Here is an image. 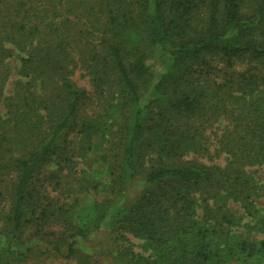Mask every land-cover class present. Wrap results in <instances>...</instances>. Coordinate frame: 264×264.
<instances>
[{"label": "trees", "instance_id": "obj_1", "mask_svg": "<svg viewBox=\"0 0 264 264\" xmlns=\"http://www.w3.org/2000/svg\"><path fill=\"white\" fill-rule=\"evenodd\" d=\"M222 121L226 163L188 158ZM253 166L264 0H0V264L32 239L92 264L78 242L102 227L118 263L264 264Z\"/></svg>", "mask_w": 264, "mask_h": 264}, {"label": "rangeland", "instance_id": "obj_2", "mask_svg": "<svg viewBox=\"0 0 264 264\" xmlns=\"http://www.w3.org/2000/svg\"><path fill=\"white\" fill-rule=\"evenodd\" d=\"M152 65V68L154 70L155 77H158L162 71H164V62L160 58H154L150 60L149 62ZM75 80L78 82L79 85L86 87L88 89L90 88V85L87 81V79L82 76V74L76 73L74 76ZM109 98L112 99L114 95L112 93L108 94ZM99 102H103V100H99ZM225 125V122H218L214 124L212 127H210L206 133V135L209 138V147H210V152L211 154L209 155H194L190 154L188 158H195L198 159L204 163L208 164H220L224 165L226 163V156L224 154H218L215 152V149L218 147L217 146V133L219 132V129H221ZM85 165H81V168H86V166H90L92 169L97 170V168L100 167V164L94 159L93 155L90 154L86 159H85ZM87 166V167H88ZM248 169L254 174L255 177L259 178L260 180L264 182V166H253V167H248ZM91 174H96L91 172ZM142 186V183L140 180H135L131 183L130 188L127 190V193L129 195H132L135 191L140 189ZM88 199L92 198H99L100 195H93V194H87ZM263 205H264V200H263ZM237 206V205H234ZM2 205L0 204V211H1ZM1 217V216H0ZM107 230L105 227H102L99 231L96 233H93L89 235L86 238H82L78 242V246L81 248V250L90 253L91 254V259L90 261L92 264H123V263H118L115 262L111 257L113 255L112 248L109 246V242L107 241ZM130 239L135 243V250L138 251L140 250L139 247L137 246L136 243H139L138 240H136L133 237H130ZM25 242L26 237H25ZM29 244L34 246L35 251L34 252H29L28 256L26 258H15L14 261L7 262L5 259H3V262L1 264H78L76 260H68L63 258L62 256L59 255H53L49 252H41L42 250H45L46 246L42 242H40L37 239H32L29 241ZM110 255V256H109ZM233 264H249V263H243V262H236Z\"/></svg>", "mask_w": 264, "mask_h": 264}]
</instances>
